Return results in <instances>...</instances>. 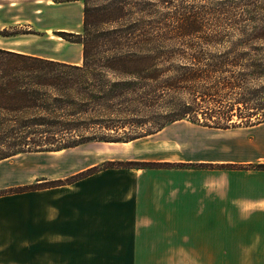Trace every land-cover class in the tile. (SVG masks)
<instances>
[{"label": "trees", "instance_id": "obj_1", "mask_svg": "<svg viewBox=\"0 0 264 264\" xmlns=\"http://www.w3.org/2000/svg\"><path fill=\"white\" fill-rule=\"evenodd\" d=\"M73 1L83 5L82 32L69 41L81 46L80 65L0 49V162L129 143L182 120L224 130L264 122V0ZM162 166L117 161L102 169Z\"/></svg>", "mask_w": 264, "mask_h": 264}, {"label": "crops", "instance_id": "obj_2", "mask_svg": "<svg viewBox=\"0 0 264 264\" xmlns=\"http://www.w3.org/2000/svg\"><path fill=\"white\" fill-rule=\"evenodd\" d=\"M15 24L0 19V31ZM11 38L0 49L80 65L82 54L70 63ZM112 145L113 160L169 166L0 196V264H264V122L224 130L182 120Z\"/></svg>", "mask_w": 264, "mask_h": 264}, {"label": "rangeland", "instance_id": "obj_3", "mask_svg": "<svg viewBox=\"0 0 264 264\" xmlns=\"http://www.w3.org/2000/svg\"><path fill=\"white\" fill-rule=\"evenodd\" d=\"M82 8L81 2L73 0H0V19L16 23L9 30L0 31V46L5 41L3 37L11 36L13 47L26 48L44 57L64 58L70 63L79 62L77 57L81 56V46L69 41L73 39L72 35L82 32ZM52 35L62 40L52 39ZM218 50L223 51L224 48L208 51L214 53ZM259 83L263 85L264 79ZM261 98L264 100V93ZM234 122H238L236 118ZM117 148L119 146L112 144L89 143L60 154L12 158L0 163L7 168L0 173V184L4 183L0 191L27 181L31 184L52 181L60 174L63 175L62 181L71 179L87 170L85 167L89 164L97 163L93 167L102 169L106 162H117L113 160V151ZM41 174L49 178L37 177Z\"/></svg>", "mask_w": 264, "mask_h": 264}, {"label": "bare ground", "instance_id": "obj_4", "mask_svg": "<svg viewBox=\"0 0 264 264\" xmlns=\"http://www.w3.org/2000/svg\"><path fill=\"white\" fill-rule=\"evenodd\" d=\"M49 4H53V2H48ZM52 39H56V40H62L61 38L57 37V36H54L52 35L51 37Z\"/></svg>", "mask_w": 264, "mask_h": 264}]
</instances>
